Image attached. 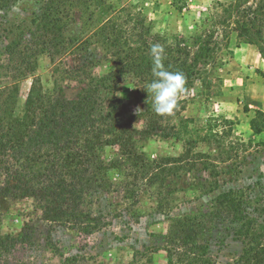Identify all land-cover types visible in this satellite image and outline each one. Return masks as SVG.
<instances>
[{"label": "rangeland", "instance_id": "374dc122", "mask_svg": "<svg viewBox=\"0 0 264 264\" xmlns=\"http://www.w3.org/2000/svg\"><path fill=\"white\" fill-rule=\"evenodd\" d=\"M49 1L18 0L0 11V17L9 21H3L2 30L45 34L37 30ZM105 2L115 10L129 7L131 13L139 12L153 34L178 35L191 46L188 61H196L202 73L180 96L177 111L166 124L183 135L140 141L146 175L140 169L110 170L103 187L82 196V208L105 222L89 236L45 221L39 210L44 197L41 181L23 178L20 187L29 197L0 196V237L14 240L13 250L0 257V264H61L64 257L76 254L90 264H264L252 260L264 248V0ZM67 10L64 33L76 46L84 45L82 57L73 49L54 61L39 56L35 76L43 91L61 90L72 100L104 75L112 60L97 34L100 24L87 21L93 8ZM7 32H1L0 38V87L15 81L21 105L32 77H13L5 47L14 35ZM83 64L87 77L63 73ZM115 90L124 114L137 117L153 102L152 94L132 78ZM103 95L96 112H104L111 100ZM142 124L135 120L133 126ZM113 152L104 150L105 163ZM11 156H0V168L13 162ZM3 180L1 176L0 183ZM186 216H194L201 225L198 242L207 247L206 259L190 257L176 238L175 222Z\"/></svg>", "mask_w": 264, "mask_h": 264}, {"label": "trees", "instance_id": "16d2710c", "mask_svg": "<svg viewBox=\"0 0 264 264\" xmlns=\"http://www.w3.org/2000/svg\"><path fill=\"white\" fill-rule=\"evenodd\" d=\"M17 1L0 0V11L10 9ZM48 4L49 7L40 16L42 25L37 32L45 33L40 36H36V32L25 34L21 29L15 35L2 30L3 24L9 21L0 17V38L1 32L14 35L5 47L13 65V77H32L28 94L21 105L15 81L0 87V156L12 153L13 159L12 163L0 168V177H4L0 183V196L14 199L29 197L28 192L20 187L23 178L30 182L41 181L44 197L41 196L39 201V210L43 219L89 236L103 228L105 222L102 217L82 208V196L93 188L103 187L110 170L119 172L123 169L126 173L129 169H140L146 175L148 168L137 146L140 141L152 137L179 139L183 135L181 131L166 126L170 115L156 114L154 101L137 117L124 114L120 109L121 100L115 96L117 86L132 78L146 90V86L155 79L150 52L154 45L163 49L164 69L184 75V94L192 88L193 80L202 71H198L196 61H188L191 46L181 36L167 38L153 34L141 14L131 13L129 7L115 10L105 0H50ZM73 6H83L88 11L93 8L87 21L100 24L97 34L109 50L112 61H109L104 75L96 77L93 84L87 85L76 99L70 100L60 94L61 90L43 91L35 72L39 56L47 55L54 61L57 55L70 49L82 55L84 45L79 48L64 33V18L67 17L68 7ZM199 49L203 52V47ZM261 55L264 60V53L261 52ZM63 73L67 77H87L86 65L75 66L71 71L64 69ZM88 78L93 79L91 76ZM206 80L208 89L211 80ZM105 93L111 97L107 109L96 112ZM176 111L177 106L173 112ZM135 120L142 121L141 128L133 127ZM107 148L115 149V152L105 163L103 152ZM175 227L176 238L181 240L190 257L197 255L206 259L207 247L198 242L202 228L197 219L186 216L178 219ZM13 241L8 236L0 237V257L13 250ZM52 249L59 254L57 248ZM252 260H264V248ZM195 263L192 261L190 264ZM61 264H90V260L76 254L64 257Z\"/></svg>", "mask_w": 264, "mask_h": 264}, {"label": "clouds", "instance_id": "9594fccd", "mask_svg": "<svg viewBox=\"0 0 264 264\" xmlns=\"http://www.w3.org/2000/svg\"><path fill=\"white\" fill-rule=\"evenodd\" d=\"M150 52L153 57L152 71L155 79L146 86V91L153 96V107L156 114L171 115L177 106L178 99L186 92V80L182 73L164 69L163 49L159 45L152 46Z\"/></svg>", "mask_w": 264, "mask_h": 264}]
</instances>
